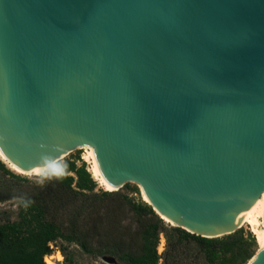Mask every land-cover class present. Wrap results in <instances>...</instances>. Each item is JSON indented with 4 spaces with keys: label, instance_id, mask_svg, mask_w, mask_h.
Returning <instances> with one entry per match:
<instances>
[{
    "label": "water",
    "instance_id": "obj_1",
    "mask_svg": "<svg viewBox=\"0 0 264 264\" xmlns=\"http://www.w3.org/2000/svg\"><path fill=\"white\" fill-rule=\"evenodd\" d=\"M83 148L173 226L241 229L264 194V0H0V154L39 176Z\"/></svg>",
    "mask_w": 264,
    "mask_h": 264
},
{
    "label": "trees",
    "instance_id": "obj_2",
    "mask_svg": "<svg viewBox=\"0 0 264 264\" xmlns=\"http://www.w3.org/2000/svg\"><path fill=\"white\" fill-rule=\"evenodd\" d=\"M0 175L12 179L10 184L0 185V203L20 202L19 219L0 224V264H46L45 258L54 253L52 246L59 240L76 244L93 256L116 257L122 264H247L257 252L255 236L242 229L220 238L196 236L168 227L148 203L132 202L118 191L97 192V180L81 159L68 161L64 172L54 170L48 181L70 194L60 204L62 209L53 207L56 193L52 186L45 196L40 195L1 158ZM114 200L131 206L139 219L138 239L124 237L128 235L120 234L118 227L107 230L97 223L114 216L119 226L123 224V219L119 220L125 212L122 205L101 209L102 204ZM59 212L61 221L56 217ZM162 234L166 245L159 254ZM96 241L101 243L98 249ZM63 252L68 262L69 256Z\"/></svg>",
    "mask_w": 264,
    "mask_h": 264
},
{
    "label": "rangeland",
    "instance_id": "obj_3",
    "mask_svg": "<svg viewBox=\"0 0 264 264\" xmlns=\"http://www.w3.org/2000/svg\"><path fill=\"white\" fill-rule=\"evenodd\" d=\"M2 159V157L0 156ZM81 159L82 161L87 163V167L89 171L92 172V168L94 165L93 159L89 156V152L86 149H80L76 150L70 155H68L66 158H63L55 164L44 171L41 175L36 176V175H27V174H22L19 173L15 170H13L8 163L4 162L6 166L15 174L20 175L24 181V183L30 187L33 188L36 192L40 193V195L45 196L46 193L49 191V186L54 188V192L56 193V199L55 202L53 203L54 209H62L60 204L65 201L66 199L70 198V194L65 192V191H60L57 189L55 184L49 183V179L51 177V174L54 170L62 171L64 172L66 169V165L68 161H74ZM93 174V173H92ZM9 180V181H8ZM12 179L9 178H3L0 175V185L1 184H7L11 181ZM98 187H97V192H102V191H108L106 190L99 181H97ZM48 186V187H47ZM46 192V193H45ZM118 193L121 196H125L128 198V200L135 202V203H147L144 193L138 185L135 184H126L124 188H122ZM120 205H122V208L125 209L124 214L119 218V220L123 219V224L121 226L118 225V220L114 219V216H111L107 219H104L103 221L97 222L102 229H107V230H113L118 227L119 233L120 234H127L128 239L136 238V230L139 227V219L134 215L131 206L124 202V205L120 203V200H114L110 202H106L102 204L101 209H117ZM105 211V210H104ZM19 212H20V202L17 200H13L10 202L6 203H0V224L2 223H7V222H14L19 219ZM157 214V213H156ZM158 215V214H157ZM159 216V215H158ZM58 221H61L62 214L60 212L56 216ZM160 217V216H159ZM161 218V217H160ZM162 219V218H161ZM166 225L168 227H174L171 223L167 222L164 220ZM264 220L259 219V224L257 225V228L262 230L264 225H263ZM244 230L246 233H252V235L255 236L257 246L256 250L258 251L260 249L259 242L257 240V236L255 232L253 231L252 227L249 224H244L241 228ZM116 234V233H115ZM165 245H166V239L165 236L162 234ZM138 241V240H137ZM160 245V244H159ZM95 248H100L101 243L99 242H94ZM52 248L54 249V253L51 256H48L52 259V261L55 264H122L116 257L113 256H93L90 254L85 253L78 245L76 244H67L63 242L62 240L57 241L56 243L53 244ZM165 250V248H164ZM163 250V252H164ZM63 251H66L65 253L69 256V261H66V256ZM257 253V252H256ZM61 256L62 260L59 261L58 257ZM47 258V257H46ZM45 258V262L46 261Z\"/></svg>",
    "mask_w": 264,
    "mask_h": 264
},
{
    "label": "bare ground",
    "instance_id": "obj_4",
    "mask_svg": "<svg viewBox=\"0 0 264 264\" xmlns=\"http://www.w3.org/2000/svg\"><path fill=\"white\" fill-rule=\"evenodd\" d=\"M88 152H89V156L93 159V162H94V165H93V168H92V173H93V176H94L95 180L99 181L100 184L106 190H108L110 192H113L114 190L103 179H101L99 177V175H98L97 161H96L94 152H91L89 150H88ZM0 156L2 157L3 161L8 163V165L13 170H15V171H17L19 173H22V174L30 175L28 173L20 171L17 167H15L11 163H9L1 154H0ZM54 164H55V162L50 167H52ZM49 168H47V169H49ZM145 199L147 201L146 196H145ZM259 219H263L264 220V194L261 196L260 200L255 205H253L250 208V210L248 211L246 217L244 218L243 222L241 223V226H243L244 224H249L252 227L253 231L255 232V234L257 236V240L259 242L260 248H262L264 246V227H263L262 230L257 228V225L259 224ZM165 220L167 221V219H165ZM263 225H264V222H263ZM58 260L61 261L62 257L59 256ZM46 261H47L48 264H55L50 257H47Z\"/></svg>",
    "mask_w": 264,
    "mask_h": 264
},
{
    "label": "built area",
    "instance_id": "obj_5",
    "mask_svg": "<svg viewBox=\"0 0 264 264\" xmlns=\"http://www.w3.org/2000/svg\"><path fill=\"white\" fill-rule=\"evenodd\" d=\"M164 248H165V241L163 236H161L160 245L158 247L159 254L163 253Z\"/></svg>",
    "mask_w": 264,
    "mask_h": 264
}]
</instances>
